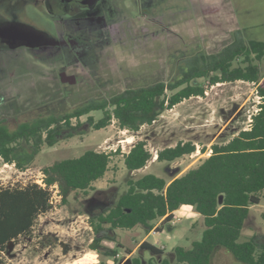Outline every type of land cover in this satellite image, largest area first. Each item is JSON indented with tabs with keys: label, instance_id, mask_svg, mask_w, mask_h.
<instances>
[{
	"label": "rangeland",
	"instance_id": "1",
	"mask_svg": "<svg viewBox=\"0 0 264 264\" xmlns=\"http://www.w3.org/2000/svg\"><path fill=\"white\" fill-rule=\"evenodd\" d=\"M206 1L204 9H200L191 0H152L154 10L140 12L142 4L138 0H120L117 3L122 9L105 16L117 23L113 28L115 36L110 25L101 20L96 30L86 27L73 43L55 50L52 57L40 53L27 55L20 50L0 52V120L14 128L38 115L68 113L89 100L126 88L166 82L175 76L176 65L185 66L186 57L195 52L214 54L236 39L264 41V0ZM37 21L40 23L38 16ZM259 68L264 76V58ZM200 82L205 90L202 98L181 102L137 133L120 130L114 121L102 130L89 129L84 135L43 148L24 172L0 159V184L35 181L41 185V170L56 161L76 158L86 150H120L119 155L112 156L105 176L92 184L94 190L72 193L64 206L58 194L52 193V209L37 218L30 236L8 244L2 254L4 264H74L87 254L94 255V260H82L85 264H114L89 249L93 233L88 217L114 204L126 192L131 179L150 173L169 181L196 167L209 156L212 144H223L248 129L251 115L259 107L257 89L251 83L211 87ZM100 115L95 112L93 117L98 119ZM85 119L82 117L81 121ZM128 138L131 143L124 142ZM139 140L147 143L154 156L146 167L130 172L124 167L122 154ZM186 141L195 144L193 154L171 163L155 161L158 150ZM202 147L205 153L201 152ZM191 211L185 208L182 213ZM185 217L178 211L173 224L161 226L156 222L157 228L147 241L163 250V256L169 255L175 246L190 248L193 241L201 239L205 226L199 216ZM252 236L264 244V191L260 204L249 211L239 242ZM144 237L141 227L119 229L115 238L123 248L108 240L102 245L118 251L119 264L133 256L147 261L153 255L139 248ZM125 249L131 253L127 255ZM211 263L243 264L224 249L214 252Z\"/></svg>",
	"mask_w": 264,
	"mask_h": 264
},
{
	"label": "trees",
	"instance_id": "2",
	"mask_svg": "<svg viewBox=\"0 0 264 264\" xmlns=\"http://www.w3.org/2000/svg\"><path fill=\"white\" fill-rule=\"evenodd\" d=\"M264 58V41L236 39L219 52L187 56L184 65H176V74L166 82L126 88L122 92L83 103L61 115H38L10 128L0 120V159L24 172L43 148L98 131L115 122L120 130L137 133L153 124L163 112L192 97L202 98L204 85L246 82L257 85L261 97L258 111L251 116L248 129L241 130L223 144H212L210 154L199 165L169 181L154 174H144L127 182V190L118 200L88 217L93 233L89 249L119 264L118 251L102 245L104 240L123 248L115 238L116 230L141 227L147 236L155 223L170 224L182 206H191L202 218L204 230L190 248L175 246L169 255L143 241L139 248L153 257L142 261L130 257L123 264H212L214 252L224 249L243 264H264V244L254 236L239 242L251 207L259 205L264 191V85H261L259 63ZM260 83V84H259ZM100 112L95 119L93 114ZM85 117V121L81 118ZM144 140L135 142L123 153V164L130 172L146 167L154 155ZM196 151L193 142H178L158 150L156 162L171 163ZM205 148L201 152L205 153ZM114 152L86 150L76 158L56 161L41 172L43 184H0V264L8 244L19 237L30 236L35 221L52 209L53 190L60 204L66 205L74 192L87 194L92 184L109 170ZM156 229V228H155ZM126 254L131 252L126 250ZM154 257H157L156 259ZM97 264H104L102 261Z\"/></svg>",
	"mask_w": 264,
	"mask_h": 264
},
{
	"label": "flooded vegetation",
	"instance_id": "3",
	"mask_svg": "<svg viewBox=\"0 0 264 264\" xmlns=\"http://www.w3.org/2000/svg\"><path fill=\"white\" fill-rule=\"evenodd\" d=\"M119 1L0 0V52L20 50L27 55L40 53L52 57L55 50L73 43L86 27L96 30L101 20L110 25L115 36L113 28L117 23L105 16L122 9ZM195 1L191 0L194 5ZM138 2L142 4L140 12L154 10L152 0Z\"/></svg>",
	"mask_w": 264,
	"mask_h": 264
},
{
	"label": "crops",
	"instance_id": "4",
	"mask_svg": "<svg viewBox=\"0 0 264 264\" xmlns=\"http://www.w3.org/2000/svg\"><path fill=\"white\" fill-rule=\"evenodd\" d=\"M200 2H201V4H200ZM200 2H199V0H196L195 1V7H200V9H204V6L205 5H203L204 4V2H207L206 0L203 2V0H200ZM200 4V5H199ZM202 5V6H201ZM201 12H203V10H201ZM197 13V12H196ZM228 45V44H227ZM226 46V45H225ZM199 52H202V51H198V52H195V53H199ZM195 53H193V54H195ZM262 81H264V76H263V78H262V80H261V82L260 83H262ZM240 82V81H239ZM246 83V82H245ZM259 83V84H260ZM185 208H191V210H192V207L191 206H186V205H184V206H182L179 210H177L176 212H180L181 214H185L186 215V217L185 218H197L199 215L198 214H196L195 212H193V211H191L190 213H188V214H186V213H182L184 210H185ZM176 212L174 213V220H175V215H176ZM159 223V225H160V223H161V220L158 222ZM158 225V226H159ZM155 228H157V225H155V227H154V229ZM159 231H161V230H159ZM153 232V231H152ZM152 232H150L147 236H145L141 241H140V243H142L143 241H146V242H148L147 241V238L149 237V235H151V233ZM159 233V232H158ZM139 243V244H140Z\"/></svg>",
	"mask_w": 264,
	"mask_h": 264
},
{
	"label": "bare ground",
	"instance_id": "5",
	"mask_svg": "<svg viewBox=\"0 0 264 264\" xmlns=\"http://www.w3.org/2000/svg\"><path fill=\"white\" fill-rule=\"evenodd\" d=\"M124 142H125V143H131V140H130V138H128V139L124 140ZM93 257H94V255H92V254H87V256L84 257L82 260L84 261V260H86L87 258H88V259H93ZM88 259H87V260H88ZM82 260L80 259L79 261L75 262L74 264H85V263L82 262ZM93 260H94V259H93ZM91 262H92V261H91Z\"/></svg>",
	"mask_w": 264,
	"mask_h": 264
},
{
	"label": "built area",
	"instance_id": "6",
	"mask_svg": "<svg viewBox=\"0 0 264 264\" xmlns=\"http://www.w3.org/2000/svg\"><path fill=\"white\" fill-rule=\"evenodd\" d=\"M252 85H254L255 87H256V89H257V85H255V84H253V83H251ZM255 94H256V98H257V100H258V103L260 104L261 103V97L259 96V94H258V92H257V90L255 91ZM258 111V109H256L255 110V113ZM252 116V115H251ZM250 122H251V120H249ZM250 122H249V124H250ZM56 193H57V190H55V191H53V195L55 196L56 195ZM53 198V197H52ZM52 198H51V204L53 203L52 202ZM174 222L172 221L171 222V224H173Z\"/></svg>",
	"mask_w": 264,
	"mask_h": 264
}]
</instances>
